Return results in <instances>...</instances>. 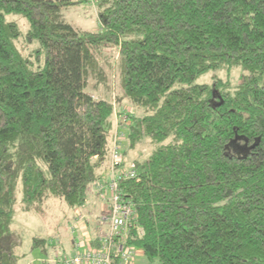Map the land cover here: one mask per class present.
I'll list each match as a JSON object with an SVG mask.
<instances>
[{"label":"trees","instance_id":"1","mask_svg":"<svg viewBox=\"0 0 264 264\" xmlns=\"http://www.w3.org/2000/svg\"><path fill=\"white\" fill-rule=\"evenodd\" d=\"M79 2L0 0V264L19 263L18 209L81 206L98 180L113 106L88 86L108 89L112 70L114 100L141 112L129 147H152L119 184L126 243L149 264H264V0H99L96 32L62 19ZM235 68L234 86L194 83Z\"/></svg>","mask_w":264,"mask_h":264},{"label":"rangeland","instance_id":"2","mask_svg":"<svg viewBox=\"0 0 264 264\" xmlns=\"http://www.w3.org/2000/svg\"><path fill=\"white\" fill-rule=\"evenodd\" d=\"M98 1L99 0H80L78 4L63 7L60 11L61 17L65 22L71 24L74 28L78 30L96 32L100 29V23L97 14ZM7 19L14 20L15 22H17L19 29L22 33L16 42V46L18 47V49L22 52V54L25 55L29 54L30 52L33 53L31 50L36 47L37 44L28 43L24 37V34L28 28V23L26 19L21 17L20 15L12 14L8 15ZM116 60L117 58H115L114 61L116 62ZM113 69H115L114 65ZM112 72L113 70L110 72V84L108 89H104L102 86H98L95 88L93 80L90 81L88 87L95 97H105L112 102V106L115 107L114 114L112 115V125H114V119L117 117L123 118L124 116H126L128 121L130 119L129 117L132 111H135L136 113L141 112L139 110H134V108L127 101L118 103L117 100H114L117 96V87L115 73ZM240 77L241 71L238 68L230 69L227 72L226 70H219L214 72L210 71L201 75L198 79L194 81V83L212 84V81H216V79L218 78L224 82L228 81L227 83H229V86L230 83L232 86H234L236 83L239 82ZM214 89L217 90L216 87H214ZM111 143L112 142L109 138L108 145H111ZM151 148L152 147L148 144L147 140L144 139L142 143L132 149L129 147L128 140L126 139L123 143L122 148V160L127 165H130L133 162L136 163V161L140 162L147 157ZM107 159L109 163V158L107 157ZM127 161H129L130 163H128ZM92 191H94L93 187ZM20 195L21 193L19 186V189H17L18 199H20ZM88 200L86 201L85 207L90 208ZM16 207L18 208V203ZM77 210H79V208H69L67 204L60 198L51 197L46 200L42 210L40 211L31 213L18 212L15 217V220H13V226L11 224V230L19 234L21 238V243L16 248V253L20 257L18 264H53L52 259L55 258L54 254H48L49 252L44 253L40 249V247H35L34 249H32L30 247L32 245L31 237H43L46 241V245H50L51 248L56 246V244L58 243L57 240L60 239V236L68 243H72L73 238L67 232V227L68 224L72 221ZM90 214L92 216H90L89 218V223L96 225H102L104 223V221L102 220V216L98 212H93ZM69 255L67 256L69 257ZM137 260L139 264H149L144 255L142 254L137 255Z\"/></svg>","mask_w":264,"mask_h":264},{"label":"built area","instance_id":"3","mask_svg":"<svg viewBox=\"0 0 264 264\" xmlns=\"http://www.w3.org/2000/svg\"><path fill=\"white\" fill-rule=\"evenodd\" d=\"M128 123L126 116L115 118L108 150V177L93 183L95 194L107 204V214L102 217L105 224L101 225L102 229L94 240L74 239L73 254L62 259L61 264H134L137 249L126 243V237L135 211L131 201L124 199L119 187L121 181L137 176L135 163L127 165L122 160ZM83 219L84 215L78 214V221ZM71 232L77 233L76 224L71 226Z\"/></svg>","mask_w":264,"mask_h":264},{"label":"crops","instance_id":"4","mask_svg":"<svg viewBox=\"0 0 264 264\" xmlns=\"http://www.w3.org/2000/svg\"><path fill=\"white\" fill-rule=\"evenodd\" d=\"M91 1V0H90ZM114 113L112 112V115ZM113 122V121H112ZM114 124H115V119H114ZM113 129H114V125L112 126V130L111 132L113 133ZM110 132V140L112 138V134ZM110 147V145H109ZM128 163H130L129 161H127ZM97 176L98 179H107L108 177V159L106 158V160L104 161V163H102L97 171ZM93 187V186H92ZM92 187L89 190V193L86 197V200L84 202L83 205L76 207L79 208V210H77L75 212V215L72 219V221L68 224L67 227V232L69 233V235L74 239L80 238L82 240H89L92 239L94 240L97 237V233L100 229H102L101 225H96V224H91L89 223V218L90 216H92L90 213H99L102 217H105L107 214V204L106 202L102 201L101 199H99L95 192L92 191ZM89 199V200H88ZM88 200L90 208L85 207L86 201ZM46 202V201H45ZM69 207V206H68ZM43 208V207H42ZM70 208V207H69ZM92 209V210H91ZM42 210V209H41ZM18 212H24L18 209L16 215L18 214ZM31 212H37V211H28L26 213H31ZM78 214H82L84 215V219L82 221H78ZM15 215V217H16ZM15 217L13 220H15ZM13 222L12 221V226H13ZM76 224V229H77V233H72L71 232V226ZM37 237V238H41L44 239L41 236H32L31 237V243H32V238ZM45 240V239H44ZM57 244L55 247L51 248L50 245L47 246L46 245V241H45V245L44 248H40L44 253H48L54 254V259L53 260V264H61V260L64 259L65 257H68L67 255L71 256L73 254V242L72 243H68L66 240L62 239V237L60 236V239L57 240ZM93 242V241H92ZM31 247V246H30ZM138 254H142V251L137 249V254H136V258L134 261V264H139L138 260H137V255ZM140 262V260H139Z\"/></svg>","mask_w":264,"mask_h":264},{"label":"bare ground","instance_id":"5","mask_svg":"<svg viewBox=\"0 0 264 264\" xmlns=\"http://www.w3.org/2000/svg\"><path fill=\"white\" fill-rule=\"evenodd\" d=\"M122 183V182H121Z\"/></svg>","mask_w":264,"mask_h":264}]
</instances>
